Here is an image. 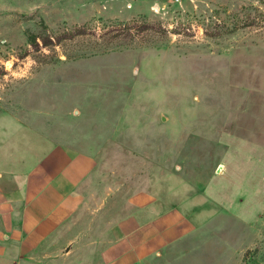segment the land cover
Wrapping results in <instances>:
<instances>
[{
  "label": "rangeland",
  "instance_id": "1",
  "mask_svg": "<svg viewBox=\"0 0 264 264\" xmlns=\"http://www.w3.org/2000/svg\"><path fill=\"white\" fill-rule=\"evenodd\" d=\"M0 121L13 172L89 167L26 264H142L164 216L191 235L151 264H264V0H0Z\"/></svg>",
  "mask_w": 264,
  "mask_h": 264
},
{
  "label": "crops",
  "instance_id": "2",
  "mask_svg": "<svg viewBox=\"0 0 264 264\" xmlns=\"http://www.w3.org/2000/svg\"><path fill=\"white\" fill-rule=\"evenodd\" d=\"M7 138V129L0 126V264H26L29 255L77 212L82 195L73 191L81 185L89 167L75 156L64 160V153L55 150L31 170L15 173L10 168L13 159H7L4 151ZM145 198L139 195L137 201ZM18 206L21 211L17 215ZM184 222L164 216L144 225L137 223V260L151 264L171 258L178 242L191 235ZM126 252L114 258L109 251L108 264H127ZM218 259L215 261L221 257Z\"/></svg>",
  "mask_w": 264,
  "mask_h": 264
},
{
  "label": "bare ground",
  "instance_id": "3",
  "mask_svg": "<svg viewBox=\"0 0 264 264\" xmlns=\"http://www.w3.org/2000/svg\"><path fill=\"white\" fill-rule=\"evenodd\" d=\"M221 168H222V169H225V167H224V166H221ZM219 170H220V169H219ZM222 172H223V171H222Z\"/></svg>",
  "mask_w": 264,
  "mask_h": 264
},
{
  "label": "water",
  "instance_id": "4",
  "mask_svg": "<svg viewBox=\"0 0 264 264\" xmlns=\"http://www.w3.org/2000/svg\"><path fill=\"white\" fill-rule=\"evenodd\" d=\"M69 250V249H68Z\"/></svg>",
  "mask_w": 264,
  "mask_h": 264
}]
</instances>
